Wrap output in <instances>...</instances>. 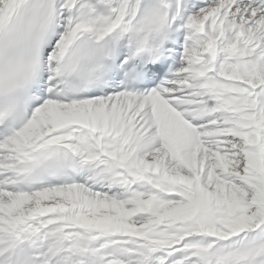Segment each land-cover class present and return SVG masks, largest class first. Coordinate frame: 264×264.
<instances>
[{
  "label": "snow or ice",
  "instance_id": "1",
  "mask_svg": "<svg viewBox=\"0 0 264 264\" xmlns=\"http://www.w3.org/2000/svg\"><path fill=\"white\" fill-rule=\"evenodd\" d=\"M0 264H264V0H0Z\"/></svg>",
  "mask_w": 264,
  "mask_h": 264
}]
</instances>
